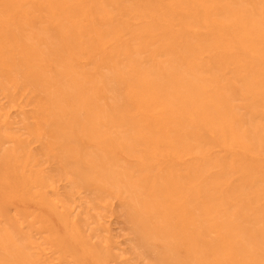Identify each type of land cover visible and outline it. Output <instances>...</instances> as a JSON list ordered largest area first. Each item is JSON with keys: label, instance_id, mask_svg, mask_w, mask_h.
Listing matches in <instances>:
<instances>
[{"label": "bare ground", "instance_id": "1", "mask_svg": "<svg viewBox=\"0 0 264 264\" xmlns=\"http://www.w3.org/2000/svg\"><path fill=\"white\" fill-rule=\"evenodd\" d=\"M0 264H264V0H0Z\"/></svg>", "mask_w": 264, "mask_h": 264}]
</instances>
